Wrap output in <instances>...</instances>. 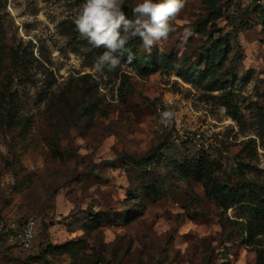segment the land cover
<instances>
[{
	"label": "rangeland",
	"instance_id": "obj_1",
	"mask_svg": "<svg viewBox=\"0 0 264 264\" xmlns=\"http://www.w3.org/2000/svg\"><path fill=\"white\" fill-rule=\"evenodd\" d=\"M82 3L0 0V264H264L241 202L264 192V0H185L102 73ZM157 103L215 146L173 144Z\"/></svg>",
	"mask_w": 264,
	"mask_h": 264
},
{
	"label": "clouds",
	"instance_id": "obj_2",
	"mask_svg": "<svg viewBox=\"0 0 264 264\" xmlns=\"http://www.w3.org/2000/svg\"><path fill=\"white\" fill-rule=\"evenodd\" d=\"M185 6V0H140L132 9L129 18L123 10L122 0H83L80 11L74 18L76 31L96 48L104 52L96 59L94 69L114 71L121 58L128 52V63L133 60L127 49L128 42L139 38L145 49L150 50L173 31L174 20ZM165 117L171 113L165 112Z\"/></svg>",
	"mask_w": 264,
	"mask_h": 264
},
{
	"label": "built area",
	"instance_id": "obj_3",
	"mask_svg": "<svg viewBox=\"0 0 264 264\" xmlns=\"http://www.w3.org/2000/svg\"><path fill=\"white\" fill-rule=\"evenodd\" d=\"M156 110L158 117L155 127L159 133L167 136L173 144L184 145L190 143L196 145L202 151H209L215 146L213 131H209L205 127L188 125L181 117H177L172 108L166 103H157ZM165 112L171 113V116L165 117L163 115ZM38 229L37 220L31 217L16 233L17 241L25 249L31 248L38 234Z\"/></svg>",
	"mask_w": 264,
	"mask_h": 264
},
{
	"label": "trees",
	"instance_id": "obj_4",
	"mask_svg": "<svg viewBox=\"0 0 264 264\" xmlns=\"http://www.w3.org/2000/svg\"><path fill=\"white\" fill-rule=\"evenodd\" d=\"M1 33V29H0ZM249 212L248 221L252 236H258L264 233V192L261 194L250 195L248 200H242Z\"/></svg>",
	"mask_w": 264,
	"mask_h": 264
}]
</instances>
